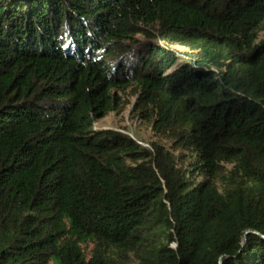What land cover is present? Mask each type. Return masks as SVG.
<instances>
[{"label":"trees","instance_id":"obj_1","mask_svg":"<svg viewBox=\"0 0 264 264\" xmlns=\"http://www.w3.org/2000/svg\"><path fill=\"white\" fill-rule=\"evenodd\" d=\"M263 29L264 0H0V264H264ZM129 89L170 149L94 129Z\"/></svg>","mask_w":264,"mask_h":264},{"label":"rangeland","instance_id":"obj_2","mask_svg":"<svg viewBox=\"0 0 264 264\" xmlns=\"http://www.w3.org/2000/svg\"><path fill=\"white\" fill-rule=\"evenodd\" d=\"M264 41V29L260 33V37L258 40L259 42ZM192 47H200L199 44H190ZM168 48H171L172 50L186 53L190 55H196V51H191L189 49H181L178 46H175L173 44H166ZM132 89H129V92L125 95H123V99H125L126 102H129L122 111L116 113V112H108L106 115L98 119L94 124V129H114V130H120V131H128L133 136H135L137 139L143 141L146 140V142H156L160 145L165 146L166 148H171V143L167 140H164L162 138L156 137L153 135L151 128L142 122L141 120H138L134 117V107L137 102V98L133 97L132 95ZM197 180H200V178H197Z\"/></svg>","mask_w":264,"mask_h":264},{"label":"built area","instance_id":"obj_3","mask_svg":"<svg viewBox=\"0 0 264 264\" xmlns=\"http://www.w3.org/2000/svg\"><path fill=\"white\" fill-rule=\"evenodd\" d=\"M140 144L143 145V146H148L147 144H144V143H142V142H140Z\"/></svg>","mask_w":264,"mask_h":264},{"label":"bare ground","instance_id":"obj_4","mask_svg":"<svg viewBox=\"0 0 264 264\" xmlns=\"http://www.w3.org/2000/svg\"><path fill=\"white\" fill-rule=\"evenodd\" d=\"M183 49V48H182Z\"/></svg>","mask_w":264,"mask_h":264}]
</instances>
